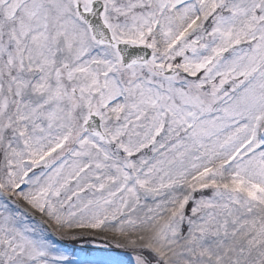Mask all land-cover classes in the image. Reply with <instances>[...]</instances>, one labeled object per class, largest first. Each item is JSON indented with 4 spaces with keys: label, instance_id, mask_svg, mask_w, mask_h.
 Segmentation results:
<instances>
[{
    "label": "snow or ice",
    "instance_id": "obj_1",
    "mask_svg": "<svg viewBox=\"0 0 264 264\" xmlns=\"http://www.w3.org/2000/svg\"><path fill=\"white\" fill-rule=\"evenodd\" d=\"M0 264H264V0H0Z\"/></svg>",
    "mask_w": 264,
    "mask_h": 264
},
{
    "label": "rangeland",
    "instance_id": "obj_2",
    "mask_svg": "<svg viewBox=\"0 0 264 264\" xmlns=\"http://www.w3.org/2000/svg\"><path fill=\"white\" fill-rule=\"evenodd\" d=\"M53 239L56 238L53 237ZM57 243L62 249H67L78 260H101L113 254L109 242L99 235L95 237L85 236L83 239L76 241L58 240Z\"/></svg>",
    "mask_w": 264,
    "mask_h": 264
}]
</instances>
